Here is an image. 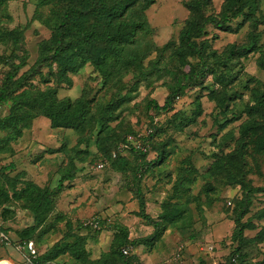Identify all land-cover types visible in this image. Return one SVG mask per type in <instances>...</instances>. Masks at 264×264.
I'll list each match as a JSON object with an SVG mask.
<instances>
[{
    "label": "rangeland",
    "instance_id": "374dc122",
    "mask_svg": "<svg viewBox=\"0 0 264 264\" xmlns=\"http://www.w3.org/2000/svg\"><path fill=\"white\" fill-rule=\"evenodd\" d=\"M46 1L44 6H37L39 0H3L0 5V30L22 31L15 55L24 54L26 65L17 75L33 65L38 43L51 33L47 25L40 23L41 18L52 15L53 2ZM184 1L154 0L143 11L149 31L135 35L137 52L143 57L118 78L103 81L86 63L58 82L53 77L55 63L47 62L38 68L39 74L24 83V88L33 85L32 91L53 87L58 99L74 101L83 96L95 117L117 95L124 96L125 101L113 111L114 119L108 122L107 131L97 135L89 127H51L40 114L22 116L12 126L8 122L0 124V166L12 164L11 169L0 172V209L7 206L2 194L8 196L13 185L18 188L30 182L50 189L62 180L61 189L53 195L51 210L32 234L37 253L42 254L55 242L62 245L61 237L69 234V241L76 236L83 238L90 264H97L99 258L106 264H122L114 250L121 238L131 245L134 257L142 264H217L235 247H239L246 262L262 258L264 191L250 193L247 212L241 218L242 223L252 225L242 231L246 242L238 246L231 233L234 209L243 191L264 186V153H244L243 162L233 164L240 166L239 170L229 166L227 171L209 175L207 169L215 158L234 151L238 125L246 119L244 107L249 104L250 91L253 87L264 89V70L256 64L258 51L235 57L226 66L215 63L229 45L244 43L251 34L259 48L264 45V0H257L231 19L229 32L204 25V35L194 40L202 47L205 63L199 82L186 87L170 110L153 117L154 149L144 156L124 155L126 164L121 167L108 164L100 171L88 169L92 156H105L100 147L107 146L108 150L127 131H145L148 115H153L145 109L146 100L161 105L176 76L200 69L195 55L185 53L179 57L175 53L179 31L189 15ZM222 1L209 0L192 15L193 20L217 13ZM11 47L9 41L0 43V83L10 69L3 57L11 53ZM46 75L49 80L43 82ZM226 97L223 113L216 103ZM196 101L199 112L194 121L179 127L180 118L194 114ZM10 111V102L0 104V121L8 118ZM18 116L14 114L12 120ZM224 118L230 120L219 128ZM15 128L19 133L6 140L16 133ZM159 151L162 158L154 162ZM73 166L78 170L66 178ZM139 196L144 212L154 220L161 221L164 210L170 207L182 209L181 216L165 223L160 238L152 244L145 239L152 227L138 214ZM20 206V202L11 201L9 216L0 218V231L12 241L19 239V230L33 225L29 210ZM92 219L99 221L97 227L88 224ZM135 239L140 241L134 243ZM71 253L66 251L48 264H73ZM176 253L178 258H173ZM0 261L27 264L24 254L12 244L0 246Z\"/></svg>",
    "mask_w": 264,
    "mask_h": 264
},
{
    "label": "trees",
    "instance_id": "16d2710c",
    "mask_svg": "<svg viewBox=\"0 0 264 264\" xmlns=\"http://www.w3.org/2000/svg\"><path fill=\"white\" fill-rule=\"evenodd\" d=\"M59 5V2H61ZM154 0H49L53 2L51 8V16L40 19V23L47 25L51 33L47 39H43L38 43L37 56L32 66L27 67L25 70L18 71L21 67L26 65L25 55H15V50L18 49V41L21 39L22 31L19 29L0 30V43L9 41L11 47L10 54L4 58V63L9 64V71L3 77L0 83V104L6 101L10 102L11 111L8 113V118L0 121V124L8 122L10 126L17 123L22 116L40 114L49 120L51 127L83 129L89 127L97 135L101 132L108 130V122L114 119L113 111L122 102L125 97L120 94L116 96L112 102H108L101 107L97 117L92 115L90 111L89 101L79 96L74 101L68 98L58 99L56 97V90L53 87L47 86L42 91H32L33 87L29 83L28 88H24V83L31 79L35 74H39L38 68L47 63L54 62L56 66L53 77L56 81L60 82L67 79V73L76 72L81 66L88 63L93 67V70L98 73L103 81H109L113 78H118L122 72L127 71L134 63H139L143 57L137 52L135 44V35L139 31H149L147 22L144 17L143 11L148 8ZM3 0H0V5ZM46 0H39L37 6H44ZM209 0H185L183 5L189 12L184 25L178 34V46L175 53L179 57H184L186 54L195 55L198 58V63L201 65L194 72L189 71L182 73L180 76L175 77V83L169 87L168 93L163 98L161 105H158L153 99H148L145 102L146 111L151 110L153 115H148V125L143 129H150L146 137L142 138L144 144L149 149L145 152L134 150L130 147L123 153H117L114 158H109L110 153L116 148V145L124 140L127 134H135L137 131H127L121 135L115 142L107 146L100 147L102 154L105 156H92L89 160L91 162L97 161L101 158H109L108 164L123 166L126 164L124 155L133 154L144 156L149 151L154 149L151 140L153 130L155 129L152 121L153 117L172 108L174 99L182 94L183 90L189 85L195 84L201 74V69L205 67L204 57L202 54V47L195 43V39L204 35V25L210 24L219 31L229 32L231 27L229 22L234 17L240 15L245 7H252L256 4L257 0H223L219 11L215 14H210L201 17L199 20H193V14L200 11ZM59 8V9H58ZM54 16V17H52ZM202 44V41L199 42ZM256 50L259 56L256 58L258 67L264 70V45L259 48L255 43L254 35H249L246 42L239 45H229L223 55L218 58L215 63L221 66H226L227 63L235 57H240L249 51ZM186 53V54H185ZM13 60H17L15 63ZM48 75H46L43 82H48ZM34 90V89H33ZM220 98L216 105L224 113L225 99ZM22 109L21 112H17ZM199 112V103H195V112L191 117L180 118L179 127L188 125L194 121V116ZM244 113L246 119L238 125V138L235 142V149L232 153L219 156L215 158L207 169V174L212 175L219 170L227 171V168L233 167L236 170L241 169L240 166L234 167V162H243L242 155L244 153L258 154L264 153V89L257 90L253 87L250 91L249 104L245 105ZM18 114L16 119L12 120V116ZM231 118H235L232 116ZM9 120L12 121L9 122ZM230 119L224 118L223 122L219 125L222 128L225 123ZM14 128V127H13ZM15 134L5 137L9 140L14 135L19 133V129L15 128ZM139 131V130H138ZM18 132V133H17ZM101 141L104 139L102 137ZM162 158V153L159 151L154 159L158 162ZM142 162L141 164H143ZM107 164V165H108ZM106 165V166H107ZM144 165V164H143ZM105 166V167H106ZM104 167V168H105ZM12 164L0 166V172L11 169ZM103 168V169H104ZM78 170L75 166L72 167L66 178H71L73 173ZM65 179V178H64ZM61 181L53 188L37 187L30 182H24L21 187H11L9 195L2 194V202H6L7 206L0 209V218H7L9 216V203L11 201L20 202L21 208L29 210L32 218L33 225L28 228L19 230L17 236L19 239L12 241L11 244L16 242L33 241L31 240L34 229L43 224L46 215L52 208L53 195L61 189ZM237 183V181H235ZM262 187H247L242 193V198L239 201L238 207H235L233 213V231L231 239L236 241L238 246L246 242L242 236L244 229H251L252 225L249 222H241L242 216L247 212V206L250 201V193L263 192ZM143 199L138 197V214L145 221L148 226L152 227V231L145 239L152 244L157 241L162 231L164 230L165 223L174 221L182 214L180 207H170L164 210L161 216V221L152 219L144 212ZM99 223V221L97 220ZM69 234H64L61 238L63 244L58 242L53 243L42 254L37 253L30 259L27 264H48L60 254L66 251H71L73 264H90L83 249V238L75 237L71 241L66 238ZM145 239H143L145 243ZM260 240H262L259 237ZM140 240L135 239L133 242L138 243ZM142 242V243H143ZM1 246V245H0ZM34 246V245H33ZM124 246H131L129 243L121 238L115 244L114 250L116 257H119L122 264H127L132 260H139L133 256L123 257L120 249ZM239 247L232 249L224 261H229L231 257L235 258L236 264H264V251L262 258L255 263L246 262L243 255L238 251ZM181 251V250H180ZM181 253V252H180ZM107 255L105 254L104 257ZM100 259V258H99ZM97 264H106L105 259H100Z\"/></svg>",
    "mask_w": 264,
    "mask_h": 264
},
{
    "label": "built area",
    "instance_id": "2783aa9c",
    "mask_svg": "<svg viewBox=\"0 0 264 264\" xmlns=\"http://www.w3.org/2000/svg\"><path fill=\"white\" fill-rule=\"evenodd\" d=\"M149 132L150 129H145V131H137L134 135L127 134L124 137V140L116 145V148L110 153L109 158L110 159L114 158L117 153H123L125 150H128L130 147H132L134 150L146 153L149 147L143 143L142 138L146 137ZM109 158L104 157L97 161L91 162L88 166V169L90 171L102 170L108 164ZM83 224L85 225V222ZM88 224H90L93 227H97L98 222L96 219H92L91 221L88 222ZM10 244H11V240H9L8 236L4 232L0 231V245L6 246ZM12 246L17 251H20L24 254L26 263L30 262V259L36 255L35 248L31 241L16 242L12 244ZM205 247H209V246H205ZM180 250L181 248L178 249V251ZM120 252L123 257H131L134 255L129 246L121 247ZM174 257H177V253L173 256V258ZM127 264H142V263L140 260L137 261L132 260ZM217 264H236V262H235V258L231 257L229 261L223 260L218 262Z\"/></svg>",
    "mask_w": 264,
    "mask_h": 264
},
{
    "label": "crops",
    "instance_id": "0c3cea01",
    "mask_svg": "<svg viewBox=\"0 0 264 264\" xmlns=\"http://www.w3.org/2000/svg\"><path fill=\"white\" fill-rule=\"evenodd\" d=\"M204 247H205V245H204ZM0 264H7V263H6V262H1V261H0Z\"/></svg>",
    "mask_w": 264,
    "mask_h": 264
}]
</instances>
